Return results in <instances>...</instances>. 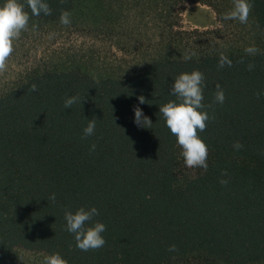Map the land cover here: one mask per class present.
<instances>
[{
    "label": "trees",
    "instance_id": "16d2710c",
    "mask_svg": "<svg viewBox=\"0 0 264 264\" xmlns=\"http://www.w3.org/2000/svg\"><path fill=\"white\" fill-rule=\"evenodd\" d=\"M83 1L45 0L50 14L33 16L19 0L29 14L21 34L63 26L61 13L71 19ZM130 1L134 22L105 32L137 61L132 71L74 59L0 82V264H29L25 252L59 253L67 264H264V0H250L249 39L235 31L238 20L224 19L234 0ZM189 4L212 8L218 26L185 30ZM221 55L230 64L220 66ZM193 70L203 74L209 115L198 132L206 169L185 166L159 113L176 99L175 78ZM72 96L82 102L65 109ZM137 107L150 128L133 123ZM93 117L94 134L82 138ZM79 207L97 209L102 248L80 251L65 230V212Z\"/></svg>",
    "mask_w": 264,
    "mask_h": 264
},
{
    "label": "clouds",
    "instance_id": "9594fccd",
    "mask_svg": "<svg viewBox=\"0 0 264 264\" xmlns=\"http://www.w3.org/2000/svg\"><path fill=\"white\" fill-rule=\"evenodd\" d=\"M27 6L33 16L50 14V9L45 0H27ZM251 8L250 0H234L233 8L224 16L226 20H238L241 24L248 21V15ZM29 14L24 10V4L19 0H3L0 3V70L6 67V60L13 52V42L19 38L22 31L27 29ZM60 23L69 25L71 23L70 13L65 11L60 15ZM35 25H33V30ZM255 48L245 49L247 53H254ZM186 56L185 59H189ZM229 63L227 57L221 55L220 66ZM203 74L198 70L179 74L171 86V95L176 97L169 100L159 107V113L164 119L165 126L170 133L175 136L177 145L181 148V155L184 164L188 168L200 167L207 168V145L198 135L203 132L206 123L209 120L205 105L202 103L203 95ZM35 86H33V91ZM215 102L223 104L224 93L217 86L215 92ZM77 96L68 97L64 100V108L70 109L72 105L81 103ZM139 103L143 104V97L139 98ZM133 123L138 127L152 125L148 117L144 116L140 108H134ZM87 121V126L83 129V137L86 138L94 134L96 128V119L93 117ZM234 147L239 148L237 144ZM91 150H95V145H91ZM55 199V194L50 196ZM98 215L95 207H79L74 212L66 211L64 214L65 230L73 236L75 246L80 251L87 252L102 248L106 241L102 235L106 226L100 222H94L93 217ZM169 251H175V246H171ZM43 264H67V261L59 254L52 253L46 256Z\"/></svg>",
    "mask_w": 264,
    "mask_h": 264
},
{
    "label": "rangeland",
    "instance_id": "374dc122",
    "mask_svg": "<svg viewBox=\"0 0 264 264\" xmlns=\"http://www.w3.org/2000/svg\"><path fill=\"white\" fill-rule=\"evenodd\" d=\"M130 2V0H85L75 16L70 19L69 25L48 26L43 30L20 34L13 42V52L6 60V67L0 70V82L16 79L27 67H72L74 59L93 65L98 71L104 70L102 66L110 71L119 66H122L121 72L132 71L137 61L119 52L116 38L105 32V26L116 20L121 24L134 22L138 13L130 6ZM124 4H129V10L121 9ZM227 13L225 12V15ZM82 21L87 23L86 27L75 26ZM227 23L231 25L230 20H227ZM237 23L238 27L235 31L248 39L251 38L249 21L245 24ZM182 26L185 30L215 28L218 26L217 15L208 6L189 4L182 15ZM117 31L121 34L126 32L119 28ZM140 32L145 33V30L141 29ZM103 74L97 73L100 76ZM21 258L29 264H43L44 260L41 255L27 252L22 253Z\"/></svg>",
    "mask_w": 264,
    "mask_h": 264
}]
</instances>
